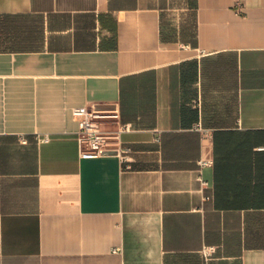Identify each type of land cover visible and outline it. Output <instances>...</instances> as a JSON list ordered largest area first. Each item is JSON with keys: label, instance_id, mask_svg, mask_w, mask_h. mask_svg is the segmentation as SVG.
<instances>
[{"label": "crops", "instance_id": "0c3cea01", "mask_svg": "<svg viewBox=\"0 0 264 264\" xmlns=\"http://www.w3.org/2000/svg\"><path fill=\"white\" fill-rule=\"evenodd\" d=\"M261 144L264 0H0V264H264Z\"/></svg>", "mask_w": 264, "mask_h": 264}, {"label": "built area", "instance_id": "2783aa9c", "mask_svg": "<svg viewBox=\"0 0 264 264\" xmlns=\"http://www.w3.org/2000/svg\"><path fill=\"white\" fill-rule=\"evenodd\" d=\"M73 116L77 121V129L75 131L78 150L81 156H91L102 154L108 151H113L120 156L123 167L129 168L131 147L121 142H114L112 139L117 135L111 133L102 127V123L106 120L116 119L119 117L118 110L114 107H101L94 104H85L74 106L71 109ZM128 128V124H121L119 129ZM35 139L37 142H46L49 139L48 133H36ZM257 149H264V144L258 145ZM212 160L209 158H198V173L196 179L202 185H207V181L201 176V168L204 165H211ZM208 197V195H206ZM212 246L203 248V253L209 254L212 251Z\"/></svg>", "mask_w": 264, "mask_h": 264}]
</instances>
